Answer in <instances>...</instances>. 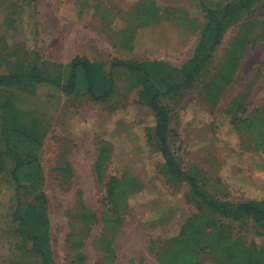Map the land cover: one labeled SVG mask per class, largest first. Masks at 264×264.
<instances>
[{
    "label": "rangeland",
    "instance_id": "obj_1",
    "mask_svg": "<svg viewBox=\"0 0 264 264\" xmlns=\"http://www.w3.org/2000/svg\"><path fill=\"white\" fill-rule=\"evenodd\" d=\"M113 1L114 11L108 5L103 10L99 0H0V78L20 76L13 107L1 116L43 141L39 160L50 221L44 249L51 264H159L153 241L161 240L167 254L174 246L163 242L195 218L206 231L262 249L264 224L209 212L192 197L191 186L162 164L153 138L156 93L142 73L115 68L116 84L105 103L34 84L26 76L37 67L65 84L77 56L107 71L116 60L160 62L165 67L161 93L166 92L185 85V66L200 45L212 44L202 5L221 15L247 0ZM108 19L111 26L105 27ZM158 100L170 111L169 143L178 163L211 198L264 201V0H254L232 18L192 87L160 94ZM1 127L0 120V162L7 169L0 175V264H44L14 219L19 195ZM84 150L89 183L81 180V163L74 158ZM113 178L118 183L111 199ZM20 199L31 226L38 218L30 209L37 206L36 195L22 191ZM162 216L168 219L154 222ZM195 252L200 264H223L201 245Z\"/></svg>",
    "mask_w": 264,
    "mask_h": 264
},
{
    "label": "trees",
    "instance_id": "obj_2",
    "mask_svg": "<svg viewBox=\"0 0 264 264\" xmlns=\"http://www.w3.org/2000/svg\"><path fill=\"white\" fill-rule=\"evenodd\" d=\"M253 3L254 0H247L240 8L227 7L221 15L203 4V11L209 21L208 30L214 37L212 44L208 48L200 45L194 59L185 66L183 70L185 85L173 86L163 93H161V88L165 67L160 62L136 63L116 60L107 71L101 63H94L87 58L77 56L71 63L70 75L65 84H62L59 79L53 80L41 75L38 73L37 67L27 73L26 76L34 84L50 85L59 88L67 95L75 97L88 94L94 102L105 103L110 100L114 91L116 84L115 68L123 67L142 73L156 93L151 102L157 120L153 138L158 144L162 164L175 179L191 186L192 197L205 205L209 212L228 220L250 218L257 223L264 224V201H230L211 198L208 192L199 184L196 176L180 166L169 143L170 111L158 100L160 94H171L184 86L192 87L208 63L211 52L220 45L229 22L235 16L249 9ZM19 78L20 76L15 74H7L0 78L1 141L4 146V154L13 162L10 175L16 183L19 195L14 219L19 222L22 236L32 242L35 253L41 257L43 263L51 264L50 254L44 249L49 238L50 221L47 215L49 202L43 189L45 177L39 160L43 141L34 132L26 128L11 127L8 118L1 116L2 112L6 113L13 107L14 94H18L17 84ZM6 94H9L8 98H6ZM103 162V152H101L97 160V172L100 179L104 175L102 172ZM5 171H7L5 162H0V175ZM117 183L116 178H113L110 182L109 196L111 199L116 196ZM22 191L36 195L37 206H30V209L38 212V218L34 220L36 222L31 226L25 215L22 214L23 203L20 199ZM162 211L164 213L166 210L162 208ZM167 219L162 216L159 219L155 218L154 222ZM161 245V240H154L151 247L158 258L159 264H200L195 252V246L200 245L203 249H209L214 259L219 263L264 264V247L262 249L249 248L244 244L233 242L217 230L206 231L197 222V218L188 221L177 237L163 242V245H166L165 247L168 245L174 246L173 250L169 248L170 254L169 252L164 254Z\"/></svg>",
    "mask_w": 264,
    "mask_h": 264
},
{
    "label": "bare ground",
    "instance_id": "obj_3",
    "mask_svg": "<svg viewBox=\"0 0 264 264\" xmlns=\"http://www.w3.org/2000/svg\"><path fill=\"white\" fill-rule=\"evenodd\" d=\"M87 153H88V151L87 150H84L83 151V155L81 153H77L76 156L74 155V158H75L76 163H78V164L81 163L78 166V171H79L81 180L86 181L87 183H89V181H88L89 178H88V176L86 174V169L88 167L87 166V163L89 162L88 161L89 158H88ZM88 188H90V187H88ZM87 194H88V192H87Z\"/></svg>",
    "mask_w": 264,
    "mask_h": 264
},
{
    "label": "crops",
    "instance_id": "obj_4",
    "mask_svg": "<svg viewBox=\"0 0 264 264\" xmlns=\"http://www.w3.org/2000/svg\"><path fill=\"white\" fill-rule=\"evenodd\" d=\"M100 2H101V8L103 9V10H105V7L108 5V8H106V9H111L112 11H114V10H117L118 9V3L117 2H114L113 0H99ZM115 1H117V0H115ZM114 3L116 4V5H114ZM108 11V10H107ZM111 22H112V20L111 19H108L107 20V24H105V27H109V26H111ZM103 32V31H102ZM111 44V43H110Z\"/></svg>",
    "mask_w": 264,
    "mask_h": 264
}]
</instances>
